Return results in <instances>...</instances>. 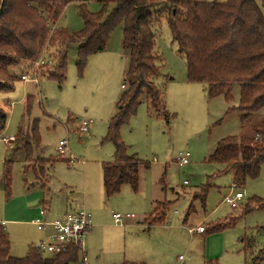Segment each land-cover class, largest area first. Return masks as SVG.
Returning <instances> with one entry per match:
<instances>
[{
    "label": "rangeland",
    "instance_id": "rangeland-1",
    "mask_svg": "<svg viewBox=\"0 0 264 264\" xmlns=\"http://www.w3.org/2000/svg\"><path fill=\"white\" fill-rule=\"evenodd\" d=\"M86 5L92 13L101 9L96 0ZM161 11L154 27L156 52L163 61L156 84L163 91L170 121L151 115L143 97L137 114L121 129L129 154L144 164L139 170L137 192L124 185L118 195L107 199L103 184V163L113 161L115 150L104 138L109 119L116 113L124 92L121 86L128 83L129 56L122 47L123 26L113 32L106 51L89 58L82 77L76 67L78 46L71 45L67 49V79L63 85L49 79L53 70L40 68L38 83L20 80L14 91L0 92V108L8 114L6 130L0 138L13 137L8 145L0 141V225L4 222L1 226L11 242V256L24 258L30 246L39 244L43 233L31 221L38 217L40 208L49 209L50 217L54 218L70 204L85 207L94 221L100 220L105 225L104 230L97 229L95 237L89 236L86 242L87 253L95 264H246L249 255L264 251V230H260L264 226V209H254L247 215H242L241 210L253 198L264 200V167L258 179L235 189L232 174H220L224 167L207 161L221 140L254 136L255 127L264 121V108L242 121L238 86L234 88L233 101L228 102L223 96L210 98L205 84L190 82L185 56L178 52L167 24L169 11ZM83 27L80 3L74 1L65 8L54 28L75 34ZM55 51L47 46L42 54L50 55L55 62ZM31 67L24 66L19 71L23 75ZM84 119L93 121L89 134L79 131L78 123ZM34 120L39 121L41 135L36 156L61 159L42 181L34 176L42 164L25 163L22 152L16 151L15 146L19 127L26 131V125ZM63 140H67L68 150L60 155L58 146ZM187 154L189 164L179 167L178 159ZM7 159L14 161L10 190L4 181ZM145 164H150V169ZM161 179L165 180V188ZM208 183L211 189L206 203L197 204V200L190 210L194 192L200 195L198 190ZM238 192L244 199L234 210L224 200ZM155 200L163 203L154 216L147 217L149 222L161 217L162 206L167 204L164 201L171 206L164 227L149 231L141 222L153 210L151 203ZM43 201H47L45 206ZM114 214L124 217L121 224L116 223ZM128 214H134L135 218H126ZM229 216L239 219L233 218L223 230L194 235L189 231L202 223L209 230ZM181 256L183 261L179 260Z\"/></svg>",
    "mask_w": 264,
    "mask_h": 264
},
{
    "label": "trees",
    "instance_id": "trees-1",
    "mask_svg": "<svg viewBox=\"0 0 264 264\" xmlns=\"http://www.w3.org/2000/svg\"><path fill=\"white\" fill-rule=\"evenodd\" d=\"M80 3L84 27L79 33L54 27L72 2ZM90 0H0V92H11L21 80L19 69L36 63L47 46L55 49L49 79L63 85L67 79L68 52L78 46L76 67L82 77L91 56L107 49L113 32L123 26V50L128 54L127 89L117 104V111L108 123L104 141L114 145V161L103 163L105 194L112 198L122 186L138 190L139 168L144 165L123 141L121 129L137 114L143 97L151 115H171L163 100V91L156 84L161 76V56L156 52L155 22L161 10L169 11L167 24L178 52L185 56L188 80L203 83L210 98L223 96L234 99V88L239 87L238 110L242 121L264 108V0H227L200 2L195 0H96L101 9L92 13L86 5ZM160 8V10H159ZM52 59V57H51ZM53 61V59H52ZM126 85V84H125ZM31 99L28 102V113ZM8 114L0 108V134L5 130ZM15 146L22 152L25 163L42 164L35 174L37 180L47 177L49 169L61 159L36 156L41 147L39 121H33L26 131L21 127ZM208 163L224 167L221 173L232 174L236 188H244L249 180L260 177L264 167V121L255 127L254 136H231L221 140ZM14 161L4 162V181L11 187ZM147 169L149 164H145ZM26 172V169L24 170ZM211 177H209V180ZM164 185L165 180H161ZM43 188L45 184L41 182ZM210 184L200 188L194 200L205 204ZM171 203L163 204L162 221ZM194 205L190 207V210ZM254 209H264V200L253 198L241 208L242 215ZM235 222H233L234 224ZM228 227L216 224L205 233ZM264 230V226L260 228ZM11 242L0 225V264H76L77 246H68L52 258H45L36 246H30L24 258L11 256ZM247 250V246H246ZM246 264H262L264 251L249 255ZM124 264H144L126 262Z\"/></svg>",
    "mask_w": 264,
    "mask_h": 264
},
{
    "label": "built area",
    "instance_id": "built-area-1",
    "mask_svg": "<svg viewBox=\"0 0 264 264\" xmlns=\"http://www.w3.org/2000/svg\"><path fill=\"white\" fill-rule=\"evenodd\" d=\"M53 65V61L50 55L42 54L40 59L34 63L31 67V71L23 74L21 80L23 82H35L38 83L39 76L37 71L40 68L45 66ZM123 89H127V85H122ZM93 121L89 119H84L78 123L79 131L82 134H89L92 129ZM0 141L5 144H10L13 141L12 137L9 138H0ZM67 140H63L59 143L58 152L60 155L66 154L68 147ZM190 155L181 156L177 164L179 167H185L189 163ZM233 188H236V185L233 184ZM244 199V195L241 192L236 194L231 193L224 200L225 203H228L233 209H238L240 207L239 202ZM45 211H42L44 216ZM116 222L120 223L124 218L120 214L113 215ZM126 218H133V215H127ZM4 224V223H3ZM39 231H43L46 228H51L53 230L52 234L48 237L47 240L41 242L37 248L43 255L50 256L52 258L54 255L61 253L68 246H77L78 248V261L76 264H95L90 260V257L87 253L86 242L87 239L94 228V222L92 214L85 208L80 207L72 212L67 213L62 218L56 219L53 222H48L44 219H38L33 222ZM206 228L204 226H199L198 228L190 229V233H205ZM180 261H183L184 258L179 257Z\"/></svg>",
    "mask_w": 264,
    "mask_h": 264
},
{
    "label": "crops",
    "instance_id": "crops-1",
    "mask_svg": "<svg viewBox=\"0 0 264 264\" xmlns=\"http://www.w3.org/2000/svg\"><path fill=\"white\" fill-rule=\"evenodd\" d=\"M56 27V26H55ZM50 70H52L51 68H50ZM22 81V80H21ZM23 82V81H22ZM123 85V84H122ZM127 86H128V84H126ZM14 89H15V86H14ZM14 89H13V91H14ZM121 89L123 90V91H125V89H123L122 88V86H121ZM12 92V91H11ZM7 93H10V92H7ZM30 100V99H29ZM29 100L27 101V105H28V102H29ZM2 109V108H1ZM4 110V109H3ZM6 112V111H5ZM112 118V117H111ZM34 121H38V120H34ZM71 119H69V123L71 124ZM109 121H110V119H109ZM31 125V122H29L27 125H26V127L28 128V126H30ZM22 126H20L19 127V129L21 128ZM19 129H18V132H19ZM5 130H6V128H5ZM5 130L2 132L3 134L5 133ZM18 134V133H17ZM17 136V135H16ZM15 136V137H16ZM13 138V137H12ZM2 142V141H1ZM4 143V142H3ZM5 144V143H4ZM6 145H8V144H6ZM40 152V151H39ZM7 153H8V148H7ZM41 154V153H40ZM42 155V154H41ZM42 157H44L43 155H42ZM45 158V157H44ZM114 158V157H113ZM6 161V160H5ZM113 161H114V159H113ZM112 161V162H113ZM189 164V163H188ZM150 165V164H149ZM54 167V166H53ZM52 167V168H53ZM141 167V166H140ZM51 168V169H52ZM146 168V167H145ZM183 168V167H182ZM150 169V168H149ZM139 170H140V168H139ZM221 171H219V173H220ZM34 176H35V178L37 179V177H36V175H35V173H34ZM162 180V179H161ZM39 181V180H38ZM139 181H140V177H139ZM48 182H49V180H48ZM103 184H104V179H103ZM185 184H187V182H185ZM34 186V185H33ZM139 186H140V183H139V185H138V190H139ZM123 187V186H122ZM163 187L165 188V186L163 185ZM121 190H122V188H121ZM137 190V191H138ZM136 191V192H137ZM198 191H200V189L198 190ZM104 192H105V187H104ZM121 192V191H120ZM197 191H195L194 192V194H193V196H192V198H193V201H192V203H191V205H190V207L192 206V205H194V203H196L197 201H195L194 200V195H195V193H196ZM119 194V193H118ZM117 194V195H118ZM105 196H106V194H105ZM116 196V195H115ZM107 198V197H106ZM107 199H110V198H107ZM199 202H197V204L198 203H200V204H202L201 203V200H198ZM164 202H167V203H170V202H168V201H164ZM43 203H44V206H45V204H47V201H43ZM161 203H163V202H161V201H158V200H155V201H153L152 203H151V206H153V210L150 212V213H148V214H146L145 215V217H144V220H143V222H141L142 224L141 225H143V226H145V227H147V228H149L148 230L149 231H151L153 228H156V227H164V222H165V219H163L162 221H158V220H160V219H153V221H147V217H149L150 215H153L154 214V212L156 211V209L159 207V205H161ZM202 205H204V204H202ZM81 207V206H80ZM79 207V205H76V206H73L72 204H70L69 206H67V208H66V210L63 212V213H61V214H58L56 217H54V218H51L50 217V211H49V209H46L45 207H43V208H40V210H39V214H38V217L36 218V219H34V220H32L31 221V223L33 224V222L35 221V220H38V219H44V220H46V221H48V222H53V221H55L56 219H59V218H62L63 216H65L67 213H69V212H72L73 210H76V209H78V208H80ZM152 208V207H151ZM170 208V207H169ZM192 210V209H191ZM234 210H236V209H234ZM42 211H45V214H44V216L42 215ZM131 215H133V218H135V215L134 214H131ZM154 216V215H153ZM114 218V217H113ZM233 218H236V219H239V217H235V216H229L228 218H226V219H224V220H220V221H218L216 224H228V223H231L232 222V219ZM186 221V220H185ZM93 222H94V228H93V230H92V232L90 233V237H92V239L95 237V234H97V229L99 230V229H103L104 230V228H105V225H104V223H102V221H100V220H98V221H94V218H93ZM4 223V222H3ZM116 223H118V222H116ZM118 224H121V223H118ZM205 223H202V225L201 226H203ZM1 225H3V224H1ZM34 225V224H33ZM35 226V225H34ZM229 227V226H228ZM37 228V227H36ZM195 228V227H194ZM193 227L192 228H189V231H190V229H194ZM95 230H96V233H95ZM39 231V230H38ZM39 232H41V233H43V236H41V238H40V240H39V244L41 243V242H43V241H45V240H47L48 239V237L52 234V232H53V230L51 229V228H46L45 230H43V231H39ZM192 234V233H191ZM195 234V233H194ZM193 234V235H194ZM196 234H198V233H196ZM200 234H204V233H200ZM90 237H88V238H90ZM38 244V245H39ZM37 245V246H38ZM36 246V247H37ZM49 259V258H48Z\"/></svg>",
    "mask_w": 264,
    "mask_h": 264
}]
</instances>
